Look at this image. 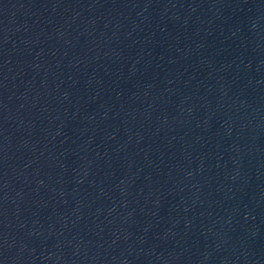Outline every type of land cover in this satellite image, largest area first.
<instances>
[{
    "label": "water",
    "instance_id": "water-1",
    "mask_svg": "<svg viewBox=\"0 0 264 264\" xmlns=\"http://www.w3.org/2000/svg\"><path fill=\"white\" fill-rule=\"evenodd\" d=\"M0 264H264V0H0Z\"/></svg>",
    "mask_w": 264,
    "mask_h": 264
}]
</instances>
